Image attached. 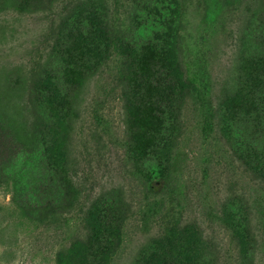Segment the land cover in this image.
<instances>
[{"label": "rangeland", "instance_id": "1", "mask_svg": "<svg viewBox=\"0 0 264 264\" xmlns=\"http://www.w3.org/2000/svg\"><path fill=\"white\" fill-rule=\"evenodd\" d=\"M149 48L189 80L171 129L129 109ZM150 260L264 264V0H0V264Z\"/></svg>", "mask_w": 264, "mask_h": 264}, {"label": "trees", "instance_id": "2", "mask_svg": "<svg viewBox=\"0 0 264 264\" xmlns=\"http://www.w3.org/2000/svg\"><path fill=\"white\" fill-rule=\"evenodd\" d=\"M103 20L104 18L97 12L89 13L87 23L90 27L93 25L94 27L88 34L90 41L88 40L85 44L87 49L85 53H93L91 56L92 62L99 60L110 48L109 34ZM148 53L145 57L138 55L136 59H133L132 66L130 64L127 72L126 91L133 100L129 109L132 108L131 112L134 115L147 112V117L154 123L159 124L162 130L171 129L178 121L175 101L183 94L184 90L186 92L189 80L176 75V67L168 60L169 53L157 52L152 48L148 49ZM74 76L77 77V73L74 72ZM146 87L151 88L153 98L141 101L138 99V95ZM129 147L132 152L133 148ZM103 213L108 219L113 216L111 208ZM151 262L152 260L148 263L151 264Z\"/></svg>", "mask_w": 264, "mask_h": 264}]
</instances>
